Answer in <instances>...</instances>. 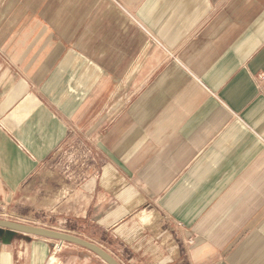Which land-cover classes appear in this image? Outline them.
<instances>
[{
  "label": "crops",
  "instance_id": "1",
  "mask_svg": "<svg viewBox=\"0 0 264 264\" xmlns=\"http://www.w3.org/2000/svg\"><path fill=\"white\" fill-rule=\"evenodd\" d=\"M73 128L103 161L54 207L79 236L121 264H264V0H0V209ZM56 245L4 230L0 264H108Z\"/></svg>",
  "mask_w": 264,
  "mask_h": 264
},
{
  "label": "rangeland",
  "instance_id": "2",
  "mask_svg": "<svg viewBox=\"0 0 264 264\" xmlns=\"http://www.w3.org/2000/svg\"><path fill=\"white\" fill-rule=\"evenodd\" d=\"M98 152L91 133L81 132L77 128L71 129L66 142L42 167L33 186L27 188L24 200L18 206L12 205L7 210L0 209V219L19 221L79 236L76 224L71 218L61 215L54 207L63 196L73 193L90 177L102 173L103 161ZM51 202L54 206L47 209L45 206ZM37 208L39 211L35 212ZM62 245L64 243L59 244L60 247ZM67 245L68 243H65L61 249L54 247V252H61Z\"/></svg>",
  "mask_w": 264,
  "mask_h": 264
},
{
  "label": "water",
  "instance_id": "3",
  "mask_svg": "<svg viewBox=\"0 0 264 264\" xmlns=\"http://www.w3.org/2000/svg\"><path fill=\"white\" fill-rule=\"evenodd\" d=\"M4 230L8 234L20 232L39 237L54 239L56 241H61L65 243L77 244L94 252L108 264H121L110 252H108L101 245L70 233L14 220L0 219V232Z\"/></svg>",
  "mask_w": 264,
  "mask_h": 264
},
{
  "label": "built area",
  "instance_id": "4",
  "mask_svg": "<svg viewBox=\"0 0 264 264\" xmlns=\"http://www.w3.org/2000/svg\"><path fill=\"white\" fill-rule=\"evenodd\" d=\"M64 243H65V242H64ZM59 244H60V242H58V241H57L56 248L58 247L59 249H61V248H62V247L65 245V244H64V245H62V247L60 248V247H59Z\"/></svg>",
  "mask_w": 264,
  "mask_h": 264
},
{
  "label": "bare ground",
  "instance_id": "5",
  "mask_svg": "<svg viewBox=\"0 0 264 264\" xmlns=\"http://www.w3.org/2000/svg\"><path fill=\"white\" fill-rule=\"evenodd\" d=\"M107 173H108V172H107ZM110 173H111V172H110ZM110 175H111V174H110ZM110 175H109V176H110ZM112 176H113V175H112ZM105 177H106V176H105Z\"/></svg>",
  "mask_w": 264,
  "mask_h": 264
}]
</instances>
